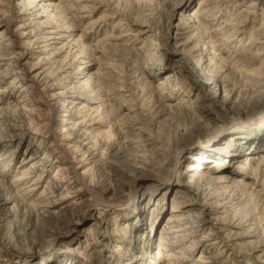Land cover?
Segmentation results:
<instances>
[{
    "label": "rangeland",
    "instance_id": "obj_1",
    "mask_svg": "<svg viewBox=\"0 0 264 264\" xmlns=\"http://www.w3.org/2000/svg\"><path fill=\"white\" fill-rule=\"evenodd\" d=\"M202 1L0 0V39H19L12 51L26 60V72L46 76L45 95L74 89L51 123L37 94V118L20 125L25 135L4 138L6 150L10 143L14 150L0 157L3 184L10 187L26 170L29 164L19 163L32 150L38 158L56 149L54 137L42 132L60 127L65 115L85 125L78 132L82 151L72 167L51 153L52 164L26 200H38L62 162L60 174L70 166L87 175V187L59 184L61 222L19 233L29 255L3 253L0 264H264V159L253 171L264 158V145L253 149L264 118V0H212L198 10ZM48 32L56 35L44 43ZM77 96L81 101L70 107ZM2 158L9 159L7 173ZM25 177L15 184L18 197L37 171ZM111 181L114 196L104 206L99 199ZM233 181L251 187L259 201L240 198ZM91 189L98 203L88 207ZM7 194L0 191V203ZM7 206L9 213L14 202ZM22 210L10 213L17 221L1 211L0 225L33 221ZM171 215L187 219L168 225ZM209 229L215 234L208 236Z\"/></svg>",
    "mask_w": 264,
    "mask_h": 264
},
{
    "label": "bare ground",
    "instance_id": "obj_2",
    "mask_svg": "<svg viewBox=\"0 0 264 264\" xmlns=\"http://www.w3.org/2000/svg\"><path fill=\"white\" fill-rule=\"evenodd\" d=\"M208 1H212V0H203L199 5L200 7L197 9L201 10V8L211 6L208 4ZM219 1L222 2L223 0H219ZM93 4H96V3L93 2ZM36 6H39V4H36ZM61 18L65 19L64 15ZM102 22H103L102 19L94 20L95 25L100 24ZM55 35L56 34L54 32H48L46 35L47 36L46 39L43 38V42L45 43L48 40H53L51 36H55ZM127 35H129V34H127ZM19 42L20 41H19V39H17L16 36H14V38L9 37L6 40L0 39V84L4 83L6 81H9L8 85H6L5 87H0V157H4L9 152H10L9 156L12 157V155H13L12 151L14 150V148H13L12 143H10V146H8L9 149L6 150L8 143L7 144L4 143V138H11L12 139V138H15L16 136H18V134L20 136H24L25 134H23V133H26V130H24L23 127H21L20 125L23 124V122L29 123V122H31V120L34 121V119L37 118V116L34 115V112L37 111L36 110L37 105L35 103L37 94H38V99L40 97H41V99H44L43 102L47 106L46 112H47V115L49 116L48 121H49V123H51L57 117V114L60 110L61 103H64V104L66 103V102H61V101L69 95L73 96L71 94H73L72 91L74 90L73 88H71L69 91H61V92L56 93L54 96H51L50 98H48L47 95H45V93H44L45 88H46V83H47V81L45 80L46 76H44L41 73L32 74L31 72H26V70L24 69L26 67L25 65L27 64L26 60L22 59V57L19 54L13 53V51H12L13 47L15 46L16 43H19ZM22 48H24V47H22ZM260 55H262V54H260ZM254 57H259V55L255 54ZM211 62H212V60H211ZM213 64H214V62H213ZM2 68H5V69H2ZM37 87H41L42 89L39 90V88H37ZM27 95L30 96L32 99L30 102L25 99L27 97ZM84 95L86 96V94H84ZM6 99H7V101H8V99L11 100L12 102L11 103L4 102V101H6ZM82 100H87V99H82ZM68 101L70 102V107H72L73 105H77L78 101H81V97L77 96L76 98L74 97V99L68 100ZM105 102H107V101H105ZM84 103H85V101L82 102V104H81L82 106H84L82 108H87V104H84ZM5 104H6V108H4V106H3ZM10 104H12V106H10ZM102 106L106 107L105 103H103ZM71 117H72L71 115H65L64 118L61 120L63 123H61L60 127L56 128L55 130L45 128V130L42 132V134H46L45 136H48V133H49V134H51V136L54 137L55 143L50 145L51 147H54V146L56 147V149L53 150V152L48 153V151H47V153L45 155L37 158L34 156L35 151L32 150L31 151L32 156H29L26 159H22L21 162L19 163L20 167L23 166L22 164H26V163H28L29 165L26 167V170L22 171V174L15 177L14 184L10 185V187L3 184L4 182L0 176V191H4V192L7 191V193H8L7 194L8 196H6L3 199L1 198L2 203H0V212L4 211L2 216H9L10 215L16 220L17 219L16 215L14 214V216H13L10 213L17 211L20 208V209H23L22 212L24 213V216H25V214H27V217L30 216L31 217L30 219L33 220L30 222L28 221L26 224L22 223L24 225L23 228L18 227L19 223H16L15 226L10 225V227L9 226L5 227L4 224H3V226L0 225V257L3 255V253L7 254L5 256L9 257L10 255H12L14 253L19 254L20 252H23V254H21L22 257H27L29 255L30 249L29 248L28 249H22L24 246H21L20 242L18 241V238L20 235L19 233H21V236H22V234H25L27 229L36 231V228L32 224L37 225L38 223L44 222V221H51L52 223L55 221H56V223L61 222V220L59 218V214L63 211H61L62 209H60V203H57L60 200L58 198L60 196L59 184H63L64 182H67V181H70V184H71V182L78 181L82 186L87 187L86 180H85L87 175L84 174V172H82V174H79L78 172H76L77 170L73 171V168H70V166H69L68 168L64 169L62 174H60L61 170H63L62 167L65 165V162H62L59 169L56 171L55 176L50 178L49 181H47V185H45V187L42 191L43 193H40L39 194L40 196L37 198L38 200L34 203L28 202L26 200V197L29 196L28 194L35 190L34 186H38L42 182L41 181L42 178L40 179L41 176H39V175L45 174L46 170L52 164L51 160H52L53 155L51 153H53V154L60 153L63 156L64 160L66 162H68L72 167L73 161H74L75 156L77 154L76 152L82 151V142H81V140L79 141L78 132L82 131V128L84 129L85 125L83 124V121H78V120H76L74 123H72L73 119ZM76 118H79V117L76 116ZM126 118H127V120H129L132 117H130L127 114ZM260 126L263 127V131H262L261 137L257 139L258 141L255 144V147L253 148L254 151H256V149L262 148L261 145H264L262 143L264 141V118L260 119ZM123 128H124V126H123ZM35 130H37V129H35ZM120 131L121 130H117V133H119ZM34 135L35 134H32L31 137ZM111 135H113V134H111ZM107 137L109 138V136H107ZM30 142H32V141H29V143ZM230 147H232V144L230 145ZM225 149H228V147H225ZM91 151H93L91 148H87L85 152L87 153V152H91ZM248 152H249L248 149H245L244 150L245 155H243V156H248V154H249ZM1 153H3V154H1ZM120 156L122 157V155H120ZM203 156L204 155H202L201 157H203ZM205 156H207V155H205ZM70 158H72V160L69 161ZM208 158H212V157H208ZM260 158H261L260 161L257 162L258 165L256 166V168L253 171L259 170L260 166L263 165L262 159H264V158H263V156ZM247 159H246V161H247ZM203 160H205V158ZM222 160H223V158L219 159L216 162V165L222 164ZM1 161L3 162L2 167L4 169V172L7 173V164H9V159L6 160V159L2 158ZM201 167H202V165L200 164L196 170L197 171L201 170ZM35 170L37 171V178L34 180V182H30L31 184H30V186L27 187L28 189H27L26 193L24 194V197H23V195L21 197H18L17 193L15 192V189L17 188L15 184L16 183L18 184L19 182L26 180L27 178L25 176L33 174ZM240 171L245 172V169H241ZM254 176H257V174L255 173ZM198 178H200L199 180H201L203 178V175H201ZM218 179L220 180L219 182H222L223 178L220 177ZM225 180L226 179H223V182ZM231 180H232V178H231ZM109 181H110V179H109ZM107 183L109 185V187H107V190H109V192L106 195H108V196L106 198L99 199L102 203H104V201H106V204H108V202H111V200L114 196L113 195L114 193H111L112 181L107 182ZM20 185H23V183ZM66 186L69 187V184H67ZM209 186L210 185H208L207 188H209ZM18 187H20V186H18ZM230 187L233 188L234 191H239V193H242L240 198L243 196H247V198H249L248 200H250L251 203H252V201L256 200V199H254V197H252L253 196L252 191L247 190L251 187H249L245 184H241L237 181H233V184H230ZM200 190L202 191L201 188H200ZM85 197H92L94 200V202H90L87 200H84V202L82 201L83 204L84 203L87 204L88 207H91L92 203H94V204L98 203L97 202L98 197L96 196L94 190H92V189L89 190V195L84 196V198ZM255 198H257V197H255ZM81 200H78V201H81ZM143 201L145 202V200H143ZM250 201H248V202H250ZM256 201H259V200H256ZM10 202H14V206H11L12 208H11L10 212L7 213L8 211L7 212H5V211H6V208L8 207L7 205ZM141 202H142V200H140L139 207L137 208V210H138L137 214L138 215L141 212L140 210L144 209V207L142 205L143 203H141ZM71 204L74 206H78V204H80V202L79 203H77V202L71 203ZM106 204L104 206H106ZM171 208L174 209L176 207L172 206ZM135 210H136V208L133 207L134 214H135ZM258 210L259 209L257 208L256 211L258 212ZM262 212H264V211L262 210ZM197 216H200V214H198ZM169 217L170 218H168V221L166 223L168 225H170L172 223H179L182 220L187 219V218L184 219V217H180V216L178 217L177 215L176 216L171 215ZM43 225H46V224H43ZM96 226L97 225L94 223L92 225V228H95ZM171 227L172 226L164 227L165 228L164 230H170ZM5 228H6V230H5ZM12 228H15V229H12ZM3 231H4V233H3ZM1 232L3 233V236L1 235ZM208 232H209L208 236H212L213 234H215V232L211 231V229H209ZM159 242L161 243L162 240L159 239ZM214 244H217V243H215V241L209 243V245H214ZM158 250L162 252L163 249L159 248ZM17 251H19V253ZM21 256L19 254L18 256H16L17 257L16 259L21 258ZM159 259H161V258L157 256L156 260H159ZM40 260H41V258H40ZM19 262H21V261H19ZM14 263H15V261H14ZM5 264H9V263H7V260L5 261ZM38 264H45V263L43 261H39ZM238 264H254V263H249V261H246L245 259H241L238 262ZM255 264H261V263L258 262Z\"/></svg>",
    "mask_w": 264,
    "mask_h": 264
}]
</instances>
